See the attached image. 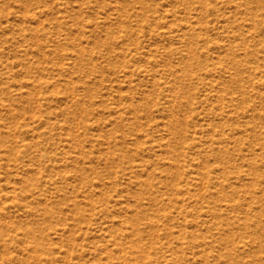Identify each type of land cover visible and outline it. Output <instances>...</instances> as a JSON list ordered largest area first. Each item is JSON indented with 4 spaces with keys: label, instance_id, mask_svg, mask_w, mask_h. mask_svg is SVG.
<instances>
[{
    "label": "rangeland",
    "instance_id": "1",
    "mask_svg": "<svg viewBox=\"0 0 264 264\" xmlns=\"http://www.w3.org/2000/svg\"><path fill=\"white\" fill-rule=\"evenodd\" d=\"M51 262L264 264V0H0V264Z\"/></svg>",
    "mask_w": 264,
    "mask_h": 264
},
{
    "label": "bare ground",
    "instance_id": "2",
    "mask_svg": "<svg viewBox=\"0 0 264 264\" xmlns=\"http://www.w3.org/2000/svg\"><path fill=\"white\" fill-rule=\"evenodd\" d=\"M30 246H32V245H30ZM30 246H29V247H30ZM24 248H25V247H24ZM32 248H33V247H32ZM35 248H36V246H35ZM28 249H29V248H28ZM28 249H27V250H28ZM36 249H37V248H36ZM24 250H25V249H24ZM32 252H33V251H32ZM28 253H29V252H28ZM28 253H27V254H28ZM30 253H31V252H30ZM30 253H29V254H30ZM33 253H34V252H33ZM35 253H36V252H35ZM35 253H34V254H35ZM31 255H32V254H31ZM40 255H42V254L40 253ZM35 256H36L37 259H38L39 254H36ZM46 257H47V256H46ZM27 258H28V257H27ZM28 259H29V258H28ZM170 259H171V258H170ZM40 260H41V259H40ZM47 260H49V259H47ZM50 261H52V260H50ZM63 261H64V260H63ZM132 261H133V260H132ZM132 261H131V262H132ZM172 261H173V260H172ZM52 262H53V261H52ZM52 262H51V263H52ZM127 262L130 263V261H127ZM29 263H30V261H29ZM29 263H28V264H29ZM39 263H41V262H39ZM51 263H50V264H51ZM133 263H134V261H133ZM52 264H53V263H52ZM127 264H128V263H127ZM131 264H132V263H131Z\"/></svg>",
    "mask_w": 264,
    "mask_h": 264
}]
</instances>
